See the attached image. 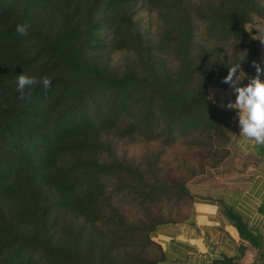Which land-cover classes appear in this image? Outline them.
<instances>
[{
  "label": "trees",
  "instance_id": "trees-1",
  "mask_svg": "<svg viewBox=\"0 0 264 264\" xmlns=\"http://www.w3.org/2000/svg\"><path fill=\"white\" fill-rule=\"evenodd\" d=\"M253 16L258 0H0V264H158L153 234L182 221L204 166L172 179L164 150L136 163L116 142L178 144L218 167L240 128L209 92L230 87L228 67L256 70ZM24 72L50 89L21 100Z\"/></svg>",
  "mask_w": 264,
  "mask_h": 264
},
{
  "label": "crops",
  "instance_id": "crops-1",
  "mask_svg": "<svg viewBox=\"0 0 264 264\" xmlns=\"http://www.w3.org/2000/svg\"><path fill=\"white\" fill-rule=\"evenodd\" d=\"M218 90L227 110L235 100L232 89ZM230 138L233 155L226 160L236 169L224 171L229 186L196 199L188 218L155 231L152 238L162 249L158 264H264V149L240 130Z\"/></svg>",
  "mask_w": 264,
  "mask_h": 264
},
{
  "label": "rangeland",
  "instance_id": "rangeland-1",
  "mask_svg": "<svg viewBox=\"0 0 264 264\" xmlns=\"http://www.w3.org/2000/svg\"><path fill=\"white\" fill-rule=\"evenodd\" d=\"M137 18L140 21V26L144 29H151L155 31V15L150 13L147 9L141 8L138 11ZM246 30L250 33L257 41V53H258V63H260V58L264 63V19H260L256 16L252 17L250 24L246 26ZM121 55L118 54L114 57L113 62H119ZM247 77H255L256 70L254 73L244 72ZM264 80V77H261ZM248 79L246 78L241 86H246ZM222 91L218 89H210V98L213 101H216L220 108L224 109L219 102L218 98ZM232 93V92H231ZM233 95V94H232ZM221 99V98H219ZM232 134H229L231 137ZM229 151L228 157L231 155V138L229 144L226 146ZM116 155L119 159H127L129 161L140 162L142 158L145 160L150 159L154 154L159 153L164 150V155L160 159V165L164 170H166L172 179H181L188 175L185 167L191 166L192 168H197L200 165L204 166V172L198 174L197 176L191 178L186 182L187 188L190 190L194 199L205 197L208 199L210 196H214V191L216 189H221L222 187L229 186L231 180L225 178V170L236 169L234 163L231 164L230 161L224 159L218 167L212 168L211 161L207 165L206 160L200 159L196 152L189 150L188 148L182 145H175L170 148H165L163 145L155 142L148 143L141 139L138 141L132 142L128 140H120L116 142L115 145ZM218 159L216 158V161ZM187 165V166H183ZM211 199V198H210ZM178 218L184 220L189 217L192 208V202H187L183 207H180ZM175 216L174 218H176Z\"/></svg>",
  "mask_w": 264,
  "mask_h": 264
},
{
  "label": "clouds",
  "instance_id": "clouds-1",
  "mask_svg": "<svg viewBox=\"0 0 264 264\" xmlns=\"http://www.w3.org/2000/svg\"><path fill=\"white\" fill-rule=\"evenodd\" d=\"M258 5L264 8V0H258ZM31 25L28 23L18 24L16 31L21 36H27ZM256 69L255 77H247L241 68V64L228 67V75L221 81L232 89L235 100L229 101L225 106L227 110L237 112L240 136L258 145H264V68L260 64L253 63ZM239 72V75L237 73ZM248 79L246 86H241L245 79ZM42 84L45 91L50 89L52 81L48 77L38 80L25 74L17 76V92L21 100L30 99L31 89Z\"/></svg>",
  "mask_w": 264,
  "mask_h": 264
}]
</instances>
